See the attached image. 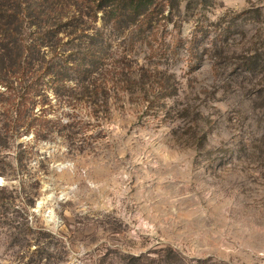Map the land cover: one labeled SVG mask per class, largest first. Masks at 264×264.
<instances>
[{
  "label": "rangeland",
  "instance_id": "obj_1",
  "mask_svg": "<svg viewBox=\"0 0 264 264\" xmlns=\"http://www.w3.org/2000/svg\"><path fill=\"white\" fill-rule=\"evenodd\" d=\"M157 25L120 43L128 87L0 148V264H264V0Z\"/></svg>",
  "mask_w": 264,
  "mask_h": 264
},
{
  "label": "trees",
  "instance_id": "obj_2",
  "mask_svg": "<svg viewBox=\"0 0 264 264\" xmlns=\"http://www.w3.org/2000/svg\"><path fill=\"white\" fill-rule=\"evenodd\" d=\"M165 1L0 0V148L60 107L94 111L111 86L128 87L131 53L120 43L157 38Z\"/></svg>",
  "mask_w": 264,
  "mask_h": 264
}]
</instances>
